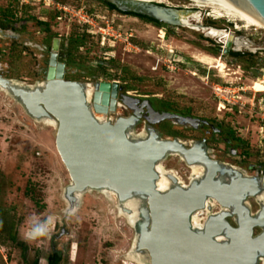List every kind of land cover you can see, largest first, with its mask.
<instances>
[{
    "label": "rangeland",
    "instance_id": "rangeland-1",
    "mask_svg": "<svg viewBox=\"0 0 264 264\" xmlns=\"http://www.w3.org/2000/svg\"><path fill=\"white\" fill-rule=\"evenodd\" d=\"M160 1L198 10L191 19L194 24L202 20L213 28L231 24L225 32L246 40L250 48H239L251 56L235 60L219 45L208 46L203 32L209 28L171 26L163 33L145 20L110 9L102 0H0V24L9 26L11 21L20 31L18 39L0 37V77L24 85L46 82L53 39L61 36L65 53L72 55V69L79 68L76 77L70 75L68 80L92 85L121 81L125 94L131 90L137 99L159 98L175 112H189L232 129L242 140L243 152L230 153L222 135L169 122L146 123L135 111L134 104L140 101L128 97L122 104L130 111L120 110L109 118L136 115L134 135L154 132L183 142L186 149L200 148L202 155L225 165L220 173L227 180L237 177L234 168L263 180L264 29L247 28L245 22L213 7H197L192 0L154 2ZM57 2L76 12L59 21ZM38 21L49 22L50 31L45 32ZM207 34L222 45L231 41ZM189 47L218 57L226 72L190 57ZM57 132L58 126L32 116L20 100L0 87V264H35L36 260L49 264L55 251L62 253L60 264H151L149 253L138 247L136 225L108 194L86 192L80 208L72 206L73 197L68 194L72 179L57 148ZM161 164L185 184L193 181L192 166L176 153H169ZM246 203L254 215L264 208L260 196H249ZM221 210L220 204L212 203L201 210L203 223ZM228 220L237 225L235 215ZM262 231L255 228V235Z\"/></svg>",
    "mask_w": 264,
    "mask_h": 264
},
{
    "label": "water",
    "instance_id": "water-1",
    "mask_svg": "<svg viewBox=\"0 0 264 264\" xmlns=\"http://www.w3.org/2000/svg\"><path fill=\"white\" fill-rule=\"evenodd\" d=\"M107 1L122 12L137 13L172 25H183L177 20V13L188 10L147 0ZM202 1L264 25V0ZM59 47L60 39H56L53 50L58 51ZM57 58L55 52L46 82L24 85L0 77V87L20 100L32 116L56 121L57 148L78 186L75 187L72 180L68 189L69 196L73 197L72 206L80 204L76 193L80 187L88 191V186L109 180L152 190L161 176L158 170L161 161L169 153H181L191 166L206 163L205 176L193 178L187 186L177 181L165 192L154 190L150 198L144 192L137 196L140 210L139 223L135 224L139 233L137 243L149 253L151 264H254L264 259L261 256L264 252V208L254 215L246 203L249 196L264 198V179L234 168L237 177L227 180L220 173L225 165L202 155L198 148L186 149L183 142L164 139L154 132L136 136L133 133L138 121L136 115L99 121L95 116L97 112L116 111L120 83L98 82V90L90 102L86 88L89 83L65 79L66 65L58 63ZM152 112L162 120L174 119L178 123L189 120L171 112L153 109ZM92 190L102 191L100 188ZM213 199L219 202L222 210L211 214L202 229H195L194 215L210 208ZM233 215L236 226L228 220V216ZM257 227L263 231L255 235Z\"/></svg>",
    "mask_w": 264,
    "mask_h": 264
},
{
    "label": "flooded vegetation",
    "instance_id": "flooded-vegetation-1",
    "mask_svg": "<svg viewBox=\"0 0 264 264\" xmlns=\"http://www.w3.org/2000/svg\"><path fill=\"white\" fill-rule=\"evenodd\" d=\"M102 1L109 2L107 0H102ZM158 3L163 5L162 2H158ZM165 6H167V5H165ZM177 8H180V7H177ZM180 9H183V8H180ZM192 9H194V8H192ZM196 11L199 12L198 10H196ZM124 15H128V14H124ZM129 16H133V15H129ZM194 16H196V15H194ZM194 16H192V17H194ZM133 17L141 19L140 17H137V16H133ZM192 17L189 18V20H187V22H183L181 20L184 23L183 25H172V24H167V23H164V22H161V21H158V20H156V21H158L159 23L150 22V21H147L145 19H142V20H145L146 22L151 23L154 26L162 28V32L163 33H165L164 32L165 29H167L168 27H171V26L172 27H180V26L184 27V26H188L189 25V27H194L195 26L197 28H209L208 32L213 31V30H220V31L223 30V31H225V30H228L227 28L231 27V24H227L226 28H220V27L213 28L214 26H207L206 24H204L203 20H202V22H200L201 24H194V23L191 22ZM2 22H4V21H2ZM14 26H16V23H13L11 21L9 22V26H6L4 24H0V37L6 38V39H18V34L20 33V31H19V29H15ZM201 26H203V27H201ZM9 27H11V28H9ZM42 28L45 30V32L46 31L47 32L50 31L49 27L43 26ZM216 28H218V29H216ZM201 32H203V31H201ZM203 33L205 35V36H203V37H205L204 39L209 43L208 46L217 47L219 45L220 48L223 49V53L224 54L233 56V58L235 60H241L244 57L251 56V54L248 55V56L246 54H243V49L244 48L249 49L250 48V44L247 42L248 45H247V43H245V44H243L244 48H239V46L236 43L237 42L236 36L232 35L231 33L230 34H231V37H232L233 40L231 39V41H228L226 43L222 42L224 45L220 44L221 41L218 42L217 40H215V37L208 36V34L205 33V32H203ZM165 35L166 34H164L163 37H165ZM58 37L59 38H54L53 39V43H52V46H51V54H50V60H49V67H48V70H47V77H48L49 68L51 66L52 56L56 52L58 54V58H57L58 59V63H64L66 65L65 79L68 80V77L70 75L76 77V75L79 72V68L76 69V70L72 69V66H73L71 64L72 55L68 54V53H65L64 39H62L61 36H58ZM56 39H60V47H59L58 51H54L53 50V46H54V43H55ZM212 40H214L215 42H211L210 43V41H212ZM242 41H245V40H242ZM51 42H52V40H51ZM235 46H237V48H235ZM236 53H239L240 55L239 54L236 55ZM189 55H190V57L193 58L191 53ZM240 67L242 68V66H240ZM251 68H253V67H251ZM260 71H262L261 75H264V68H261ZM106 82H109V81H106ZM114 82H119L120 83L119 97L117 99V109H116V111H110L107 114L108 116L113 114V113H117L120 110H123L124 112L130 111L129 107H127L126 105L122 104V102H123L125 97H128L129 99H133V100H139L140 102L137 103V104H134V106L136 107L135 111L138 112L137 116H140L142 121L147 123V122H150V121L154 120V121L157 122L158 125H161L163 123L169 122L170 126H177V127L179 126V127L188 128V129L192 128V129L205 131V132H207L209 134H212V135H217V134L218 135H222L223 139H224V142H225V144L227 146V149L230 151V153H234L235 156H238V155L242 154V152H243L242 151V144H241L242 140L235 134V132L232 129H223V127L218 125L217 123H215V122H213L211 120L197 118L195 116H192L191 113H189V112H187V113L175 112L170 107V104L166 103L165 101H163V100H161L159 98L137 99L135 96L132 95V93L130 92L131 90L127 91L126 94L124 93L125 92V86H123L121 81L114 80V81H112L110 83H114ZM156 100L161 102V103H164V105H163L164 107H158L156 105V103H155ZM152 109L154 111H156V112H161V113H164V112H171V113H174V114L176 113V114H179L181 116L189 118V120L184 121L182 124L176 123V122H174L173 120H170V119L161 120L157 116L153 115ZM133 113H136V112L133 111ZM148 118L149 119L151 118V119L149 120ZM208 140H209V138L207 139V141ZM190 148L193 149L195 147L193 145H190ZM198 149L200 150V148H198ZM201 153H202V151H201ZM178 156H180V155H178ZM262 264H264V259L262 260Z\"/></svg>",
    "mask_w": 264,
    "mask_h": 264
},
{
    "label": "bare ground",
    "instance_id": "bare-ground-1",
    "mask_svg": "<svg viewBox=\"0 0 264 264\" xmlns=\"http://www.w3.org/2000/svg\"><path fill=\"white\" fill-rule=\"evenodd\" d=\"M148 2H154L155 0H147ZM194 2V5L200 8H204V7H213L214 9L220 11V14L222 15H226L228 17L234 18L236 20L242 21L246 23L247 28L250 27H258L260 29H264V25L261 23H258L256 21H253L249 18H246L242 15H239L237 13L207 4L205 2H203L202 0H192ZM161 2V1H160ZM183 9H192V8H183ZM188 10H183L179 13H177V20H180V22H187V20H189V18H191L194 15H197L199 12L197 11H188ZM195 18V17H194ZM193 19V17H192ZM182 20V21H181ZM182 22V23H183ZM184 24V23H183ZM189 26V25H188ZM195 27V26H194ZM203 27V26H201ZM193 29V28H192ZM211 35H220V36H224L225 37V41L231 40L232 37L229 36V34H227L225 31L223 30H213L210 32H207ZM219 37V36H218ZM222 40V39H221ZM233 40V39H232ZM236 41V40H235ZM237 45L243 46V44L247 43V41H242L240 39H237ZM248 45V43H247ZM169 50V49H168ZM191 55L198 60L201 63H204L206 65H208L209 67L213 68V69H217L219 70L220 73H225L226 69L223 68V65L220 61V59L218 57H215L211 54H208L206 52L203 51H198V50H191L190 47L189 49ZM87 95H88V99L91 102L94 99L95 96V92L98 90V87L92 84H88L87 85ZM96 113V112H95ZM96 118L101 121V122H105L109 119V116L106 113H96L95 114ZM46 123L50 124V125H56V121L51 119L46 121ZM59 151V150H58ZM60 153V152H59ZM61 155V154H60ZM177 155L181 156L182 160H186L185 155L181 154V153H177ZM61 158L63 160V157L61 155ZM64 161V160H63ZM65 163V162H64ZM192 169H193V174H194V178H201L203 176H205V174L208 171V167L206 165V163L204 162H198L196 164L192 165ZM158 170L159 173L161 174L160 178L156 181V184L154 185V189H150L147 191L146 190H142L140 188L134 187V186H130V185H121V184H116L113 181L109 180L108 182H105L103 184H98L96 185H90L88 186V188H90L88 191H85L83 189V187L76 192L80 198V204L78 205L79 208L81 206V204H83V200L85 197L86 192H90L93 191L92 189H96V188H100L102 191H104L106 194H108V196L110 198H112L114 200V202L116 201L119 207V210L128 218L132 221L133 224H138L139 221L137 219H139V214H140V210L137 206L139 199L137 198L138 194H140L141 192L147 193L148 197L150 198V193L152 191H160V192H165L167 190H169L170 188H172V186H174L176 184L177 181H179V184H183L184 182L179 178L178 175H175V173L167 170L163 164H159L158 165ZM73 177L71 176V179ZM73 180V179H72ZM73 184L75 187H78L77 184L75 183V181L73 180ZM184 185L187 186V184L184 183ZM114 195L116 197V199L112 196ZM213 204L212 205H217L219 204V202H217V200L213 199ZM77 208L76 211L79 209ZM225 210H229L230 208L228 207H224ZM203 212L202 211H198L195 215H194V219H193V224L195 229L200 230L202 229V225H203V218H202ZM136 218V219H135ZM138 222V223H137Z\"/></svg>",
    "mask_w": 264,
    "mask_h": 264
},
{
    "label": "trees",
    "instance_id": "trees-1",
    "mask_svg": "<svg viewBox=\"0 0 264 264\" xmlns=\"http://www.w3.org/2000/svg\"><path fill=\"white\" fill-rule=\"evenodd\" d=\"M112 10H116V11H119L120 13L122 14H128V15H133V16H137V17H140L141 19H145L147 21H150V22H155V23H159L158 21H156L155 19L153 18H150L148 16H144V15H140V14H137V13H129V12H122L118 9V7L110 2H105ZM38 24L41 25V26H46V27H49L50 24L49 22H43V21H38ZM239 53H236V55H238ZM240 55V54H239ZM62 261V253L61 252H58V251H55L54 254L52 256L49 257V264H60ZM35 264H39V260H36Z\"/></svg>",
    "mask_w": 264,
    "mask_h": 264
},
{
    "label": "built area",
    "instance_id": "built-area-1",
    "mask_svg": "<svg viewBox=\"0 0 264 264\" xmlns=\"http://www.w3.org/2000/svg\"><path fill=\"white\" fill-rule=\"evenodd\" d=\"M56 4L60 11V15L58 16L59 21H62L65 16H68V14H73L76 12V10H71L68 6L63 5L62 3L57 2ZM219 89L221 90L222 88Z\"/></svg>",
    "mask_w": 264,
    "mask_h": 264
}]
</instances>
